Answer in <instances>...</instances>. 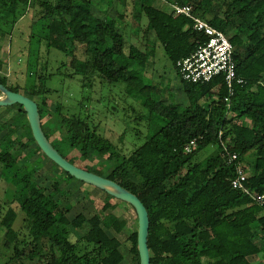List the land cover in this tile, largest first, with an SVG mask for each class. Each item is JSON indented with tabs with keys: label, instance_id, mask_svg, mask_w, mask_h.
<instances>
[{
	"label": "trees",
	"instance_id": "16d2710c",
	"mask_svg": "<svg viewBox=\"0 0 264 264\" xmlns=\"http://www.w3.org/2000/svg\"><path fill=\"white\" fill-rule=\"evenodd\" d=\"M168 1L191 5L195 16L224 32L232 42L237 74L246 82L234 86L233 96L229 97L222 76L197 84L181 79L177 62L193 54L206 37L193 28L190 19L175 17L168 7H155L144 0H111L104 17L94 15V0H0V69H8L5 41L10 33L5 28H13L34 8L41 23V39L49 49L67 56L71 78L81 72L84 86H92L96 78L123 84L144 97V106L150 99L156 103L146 107L145 143L127 156L96 127L91 128L87 119L63 114L60 102L55 116L49 109L48 77H39L30 91L33 97L41 98L37 103L49 140L65 129L63 142L69 153L80 152L85 162L95 156L108 161L106 171L84 164L81 168L118 183L143 202L150 219L151 264H256L250 258L264 259V206L233 189L235 169L224 159L221 142L246 165V186L251 192L264 193V0ZM129 10L139 23L144 22L140 25L144 38L137 35L134 42L118 28L119 22L127 25ZM151 32L154 42L148 40ZM156 45L163 46L181 79L188 98L185 107L148 96L155 87L146 85L142 75L150 70ZM7 78L0 73L1 84L21 93L20 88L9 86ZM2 109L0 114L12 109L22 116L10 125L0 116V178L7 184L18 181L13 202L29 224V239H20L14 227L18 212L12 207L0 222L7 230L5 246L14 251L12 259L19 264H26L25 260L41 264H125L123 246L128 244L127 264H140L138 232L109 212L115 198L101 191L104 218L80 213L70 219V210L62 207L60 199L65 188L80 181L46 157L34 138L30 158L41 152L43 160L24 169V159L11 149L21 135L28 130L31 133L27 115L21 105ZM55 118L60 119V126ZM193 140L196 147L186 153ZM208 148L214 150L206 154ZM71 158L66 159L74 164ZM47 163L58 168L65 179L56 176L49 186L36 185ZM81 193L82 200L90 197L88 191ZM72 229L83 232L76 242L70 239ZM109 230L117 236H111Z\"/></svg>",
	"mask_w": 264,
	"mask_h": 264
},
{
	"label": "rangeland",
	"instance_id": "374dc122",
	"mask_svg": "<svg viewBox=\"0 0 264 264\" xmlns=\"http://www.w3.org/2000/svg\"><path fill=\"white\" fill-rule=\"evenodd\" d=\"M110 1L94 0L92 7L94 15L104 17V12H106ZM144 1L155 7H167L163 2L155 0ZM120 8L122 11L124 10L122 5ZM110 14L114 15V11L111 10ZM142 23L144 24L143 20L139 23L138 20L133 18L132 11L129 10L127 25L123 26L119 22L118 28L123 31L127 39L134 42L137 35L144 38L140 28ZM5 29L10 33L5 41L8 52V69L4 68L3 71L0 69V73L7 75L9 86L20 88V92L23 95L32 97L36 102L41 103L40 97L35 98L30 94L31 85L38 82L41 76L48 77L46 85L51 90V93L48 94L51 97L49 109L55 116L58 113L56 104L60 102L63 106V114L68 116L75 114L87 119L91 128L96 127L101 136L116 145L127 156L133 149L145 143V137L148 134V120L146 118L148 110L146 107H153L156 104L154 100H147L144 106V97H141L142 95L133 89H127L123 84H110L96 78L92 86H84V77L81 72L71 78L69 74L72 73V70L69 67L67 56L56 49H49L46 42L41 39V23H39L37 11L34 8L29 9L13 28L6 27ZM148 40L150 42L155 41L153 32L149 34ZM128 47L129 45H127V49ZM154 49L155 55L149 61L150 70L142 75L146 85H154L155 87L156 94H154L155 92H150L148 96L159 99L164 103H174L185 107L188 103V98L183 90L179 75L165 55L163 46L156 45ZM2 108L5 107H0V112L3 110ZM3 112L0 116H3L6 125L13 124L22 117L17 110L8 109ZM56 120L58 126H60V119ZM47 121L48 117L43 119L44 126H46ZM63 130L64 132L57 131L56 134L50 137V140L67 159L72 160L71 157H73L75 159L73 162L78 167H82L84 164L93 170L106 171L108 169L106 158L95 156L92 160L85 162L81 159L80 152L69 153L66 149V144L63 142L66 137V131L65 129ZM32 138L30 131H26L15 141L13 149H11L14 155L24 159L23 167L24 169L28 168V170L35 166V163H38L39 160H43L41 152L30 158L31 149L29 146L32 143ZM213 150L214 148H208L205 152L210 154ZM40 174L36 182V185L39 186H49L52 179L56 176L65 179L58 168L48 163L42 168ZM16 183L18 181L7 184L5 180L0 178V222L7 214L8 209L14 208L18 212L14 227L20 234V239H29V224L25 220V215L19 211L18 205L13 202ZM92 187L79 182L70 189H64L60 203L62 207L69 208L70 219L80 213H84L87 217L95 214H99L102 218L105 217L106 214L102 210L104 206L103 194L101 190ZM82 191H88L90 197L82 200L84 195L81 193ZM111 203L113 208L109 212L120 220L127 221L131 231H137L138 218L134 208L116 199H113ZM6 232V228L0 226V264H19L18 261L12 259V256H14L13 249L5 246ZM107 232L111 236H117L113 230ZM82 234V231L72 229L71 241L76 242ZM120 239L123 241L122 238ZM128 251L129 245L125 244L123 246V252L126 255L125 264L129 260ZM250 260L256 264L259 262L264 264V259L260 257L255 256L250 258ZM25 263L41 264L37 261L30 262L26 260Z\"/></svg>",
	"mask_w": 264,
	"mask_h": 264
},
{
	"label": "built area",
	"instance_id": "2783aa9c",
	"mask_svg": "<svg viewBox=\"0 0 264 264\" xmlns=\"http://www.w3.org/2000/svg\"><path fill=\"white\" fill-rule=\"evenodd\" d=\"M165 3L175 17L183 16L193 22V28L202 33L206 40L198 43L196 51L177 62V70L181 79L187 83H209L213 79L222 76L229 91V97L234 95V86L243 85L245 80L237 74L235 62L234 45L227 35L214 28L206 20H203L193 13L191 5L181 6L171 3L168 0H155ZM229 103V98H226ZM223 157L228 165L233 166L236 176L231 181L233 189L241 191L250 196L252 200L264 206V193L256 194L246 186L249 170L240 161V156L233 152L230 147L221 142ZM196 140L191 141L185 148L186 153L196 147Z\"/></svg>",
	"mask_w": 264,
	"mask_h": 264
},
{
	"label": "water",
	"instance_id": "95a60500",
	"mask_svg": "<svg viewBox=\"0 0 264 264\" xmlns=\"http://www.w3.org/2000/svg\"><path fill=\"white\" fill-rule=\"evenodd\" d=\"M0 107L21 105L27 115L32 136L41 151L54 162L60 169L87 185L106 192L115 199L132 206L138 218V253L140 264H151V253L148 245L150 219L149 213L143 202L132 192L118 183L103 176L87 171L67 160L51 143L46 136L38 103L28 96L13 92L0 83Z\"/></svg>",
	"mask_w": 264,
	"mask_h": 264
},
{
	"label": "crops",
	"instance_id": "0c3cea01",
	"mask_svg": "<svg viewBox=\"0 0 264 264\" xmlns=\"http://www.w3.org/2000/svg\"><path fill=\"white\" fill-rule=\"evenodd\" d=\"M1 97V96H0Z\"/></svg>",
	"mask_w": 264,
	"mask_h": 264
}]
</instances>
